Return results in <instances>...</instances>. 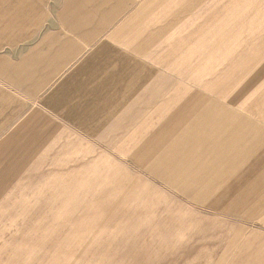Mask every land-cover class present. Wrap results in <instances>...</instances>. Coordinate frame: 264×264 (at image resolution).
<instances>
[{"label": "crops", "instance_id": "obj_1", "mask_svg": "<svg viewBox=\"0 0 264 264\" xmlns=\"http://www.w3.org/2000/svg\"><path fill=\"white\" fill-rule=\"evenodd\" d=\"M246 1L0 0V189L95 140L222 219L264 220V101L232 73ZM251 244L264 260V233Z\"/></svg>", "mask_w": 264, "mask_h": 264}, {"label": "rangeland", "instance_id": "obj_2", "mask_svg": "<svg viewBox=\"0 0 264 264\" xmlns=\"http://www.w3.org/2000/svg\"><path fill=\"white\" fill-rule=\"evenodd\" d=\"M246 2L247 11L234 13L246 16L248 41L245 58L232 60L233 79L242 98L264 101V0ZM69 142L57 141L55 155L41 154L38 170L22 178L7 173L15 181L0 189L1 260L264 264L254 245L239 250L245 235L264 233V220L222 219L207 205L150 182L126 156L96 155L106 150L95 140L84 141L86 148Z\"/></svg>", "mask_w": 264, "mask_h": 264}]
</instances>
